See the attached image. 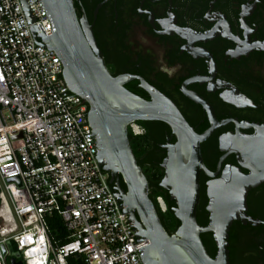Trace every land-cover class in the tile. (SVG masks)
I'll return each instance as SVG.
<instances>
[{
    "label": "water",
    "instance_id": "1",
    "mask_svg": "<svg viewBox=\"0 0 264 264\" xmlns=\"http://www.w3.org/2000/svg\"><path fill=\"white\" fill-rule=\"evenodd\" d=\"M50 16L54 31L45 36L35 27L31 31L38 44L59 57L62 65L61 78L71 93L87 104L86 120L91 128L97 148L96 160L108 175V184L118 199L119 207L128 216L136 231L138 240H148L143 248V264H228L227 238L236 212L246 209V195L251 189L264 182V124L237 122L235 119L218 121L212 106L185 86L194 82L213 81L215 63L212 56L202 48H193L196 42L210 41L218 36L236 44L233 58L247 56L251 51L264 52V41L250 42L245 23L241 20L244 40L231 33L228 23L221 21L204 33L175 28L174 32L187 41L193 58L207 59L209 76L192 78L182 85V93L204 111L208 127L196 133L185 121L174 103L155 87L136 75H110L99 50L92 27L103 0L93 11L89 23L82 10L76 17L72 0H40ZM23 2V0H22ZM24 3V2H23ZM24 11L30 18L24 5ZM247 14H242L246 16ZM138 81V88L144 91L145 100L129 92L124 85ZM221 99L236 108H254L253 103L236 89L225 92ZM161 122L169 129L166 136V156L160 163L163 177L159 187L167 192L174 202L171 211L179 222L172 235L163 229L152 201L148 197V185L131 151L128 125L134 122ZM234 130L218 137L219 157L215 170L209 171L202 159L200 145L211 134L228 124ZM240 129H251L252 134L241 133ZM175 139L170 144L171 138ZM233 154L237 166L226 165L223 160ZM241 169L248 173L243 174ZM203 173L210 178L207 183L209 222L199 226L196 222V208L199 202V177ZM17 180V179H15ZM120 180L125 189L120 187ZM11 181V180H8ZM211 233L217 251L209 257L200 234ZM15 256H18L15 254ZM11 264H21L11 260Z\"/></svg>",
    "mask_w": 264,
    "mask_h": 264
},
{
    "label": "built area",
    "instance_id": "2",
    "mask_svg": "<svg viewBox=\"0 0 264 264\" xmlns=\"http://www.w3.org/2000/svg\"><path fill=\"white\" fill-rule=\"evenodd\" d=\"M23 2L0 0V264H143L149 242L135 237L96 160L87 104L31 31L49 36L52 20L40 0ZM127 129L143 134L135 122Z\"/></svg>",
    "mask_w": 264,
    "mask_h": 264
},
{
    "label": "flooded vegetation",
    "instance_id": "3",
    "mask_svg": "<svg viewBox=\"0 0 264 264\" xmlns=\"http://www.w3.org/2000/svg\"><path fill=\"white\" fill-rule=\"evenodd\" d=\"M102 1L72 0L76 17L80 18L83 10L91 23L94 9ZM243 13L247 15L243 17ZM241 20L248 28L251 43L264 41V0H105L96 14L92 31L109 73L112 70L115 76L129 74L143 78L174 103L195 131L203 126L207 117L199 105L184 96L182 85L195 77L207 78L209 67L207 59L193 58L189 54L187 41L180 38L174 29L204 33L224 21L229 24L231 33L243 41ZM192 46L208 51L216 71L213 81L194 82L186 85L185 90L196 93L209 103L218 121L235 119L239 123L264 124V52L251 51L247 56L233 58L236 44L220 36ZM140 56H147L144 59L147 62H140ZM234 89L249 99L254 108H236L221 99L223 93ZM233 130L234 125L230 123L214 132L218 140L220 135ZM239 131L252 134L251 129ZM166 136L165 142L153 148L151 153L153 162L159 167L166 156V149L162 147L167 143ZM174 142L172 137L170 144ZM229 159L231 161H227ZM226 165L237 166L233 154L223 160L221 169ZM215 167L213 170L206 168L213 172ZM241 172L248 173L245 169ZM210 180L200 174L203 210L199 212L205 226L210 215L206 210V190ZM226 241L228 264H264V182L247 192L246 209L236 212ZM216 251L217 248L214 256Z\"/></svg>",
    "mask_w": 264,
    "mask_h": 264
},
{
    "label": "trees",
    "instance_id": "4",
    "mask_svg": "<svg viewBox=\"0 0 264 264\" xmlns=\"http://www.w3.org/2000/svg\"><path fill=\"white\" fill-rule=\"evenodd\" d=\"M146 58L147 56L145 57L140 56V62H143L144 59ZM144 62H147V60H145ZM110 74L112 76H115L116 73L111 70ZM124 88L127 89L129 92L139 96L140 98H143L145 100L148 99L147 94L144 91H142L140 88H138L137 81H130L126 83L124 85ZM135 123L144 130V133L140 136H133L130 130L128 129L127 137H128L129 145L133 153V156L136 160V163L140 167L147 181L148 197L154 205L160 223L163 229L165 230V232L168 235H172L179 225V222L176 220V218L174 217L171 211V208L174 207V202L170 201L167 192L163 191L159 187V182L163 176V171L158 164H155L153 162L151 156L153 148L158 147V145L160 146L162 143H164L166 134L169 135L170 132L168 127L161 122L138 121ZM207 126H208L207 121L204 119L203 126H200L199 129H195V132L200 134L207 128ZM200 151L205 166L208 169L213 170L215 167L214 164L218 159V157L220 156V153L217 148L216 132H214L205 142H203L200 145ZM227 161H231V160L229 159ZM201 177H203V175H201ZM107 182H108V178H107ZM200 184H202V181L200 182ZM120 187L122 189H125V186L121 180H120ZM157 197H160L165 205V210L163 212L160 211L157 205L156 202ZM202 201H203V191L200 185V191H199L200 203L196 208V222L199 226L204 227L205 223L203 222L202 215L199 212V210H203V204L201 203ZM53 225L56 232L60 234L63 232L62 226L60 224V221H58V219L55 218ZM200 239L207 254L210 257H213L215 254L216 247L212 241L213 240L212 235L209 233L200 234Z\"/></svg>",
    "mask_w": 264,
    "mask_h": 264
}]
</instances>
